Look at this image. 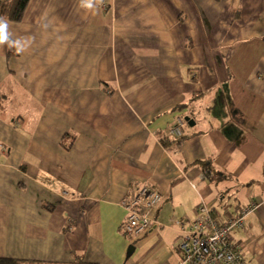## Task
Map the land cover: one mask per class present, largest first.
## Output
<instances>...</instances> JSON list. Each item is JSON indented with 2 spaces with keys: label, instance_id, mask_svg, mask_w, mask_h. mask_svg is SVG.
Returning <instances> with one entry per match:
<instances>
[{
  "label": "crops",
  "instance_id": "crops-1",
  "mask_svg": "<svg viewBox=\"0 0 264 264\" xmlns=\"http://www.w3.org/2000/svg\"><path fill=\"white\" fill-rule=\"evenodd\" d=\"M7 21L26 47L0 45V257L176 264L204 202L221 222L257 206L230 237L264 264V0H30ZM144 186L160 224L130 236Z\"/></svg>",
  "mask_w": 264,
  "mask_h": 264
},
{
  "label": "built area",
  "instance_id": "built-area-1",
  "mask_svg": "<svg viewBox=\"0 0 264 264\" xmlns=\"http://www.w3.org/2000/svg\"><path fill=\"white\" fill-rule=\"evenodd\" d=\"M184 126V118L178 117L169 128L170 135L180 138L184 135ZM162 200V193L151 186H144L124 198L121 205L127 211V221L123 231L130 236H137L156 223L159 225L152 214ZM251 210V207L246 208L236 218L223 223L215 218L210 206L200 203L196 209V218L189 225L182 220L178 221L180 229L176 264H246L239 245L230 237V231L243 226Z\"/></svg>",
  "mask_w": 264,
  "mask_h": 264
},
{
  "label": "trees",
  "instance_id": "trees-1",
  "mask_svg": "<svg viewBox=\"0 0 264 264\" xmlns=\"http://www.w3.org/2000/svg\"><path fill=\"white\" fill-rule=\"evenodd\" d=\"M29 1L30 0H0V17L5 18L6 20L14 21V22L21 21L23 19V16L29 4ZM9 38L10 40H15L11 37ZM6 45H7V58L8 59L13 58V56H16L18 54L15 47H9L7 43ZM183 137L184 135L181 136L180 138L170 139V141L182 139ZM163 140L165 139L163 138ZM19 263H20L19 259L0 257V264H19Z\"/></svg>",
  "mask_w": 264,
  "mask_h": 264
},
{
  "label": "clouds",
  "instance_id": "clouds-1",
  "mask_svg": "<svg viewBox=\"0 0 264 264\" xmlns=\"http://www.w3.org/2000/svg\"><path fill=\"white\" fill-rule=\"evenodd\" d=\"M96 2L97 0H80L81 6L88 9H94ZM8 27V21L0 17V45L7 43L9 47H15L17 53L23 52L26 44L22 39L10 40Z\"/></svg>",
  "mask_w": 264,
  "mask_h": 264
},
{
  "label": "rangeland",
  "instance_id": "rangeland-1",
  "mask_svg": "<svg viewBox=\"0 0 264 264\" xmlns=\"http://www.w3.org/2000/svg\"><path fill=\"white\" fill-rule=\"evenodd\" d=\"M8 98H9L8 96H4L3 99H6V100H5V101H1V103H5V102L7 103ZM249 207H251L252 209H254V208H256L257 206H256L255 204H251L250 206H248V207H246V208H249ZM246 208H244V209H246ZM244 209H243V210H244ZM243 210H242V211H243ZM242 211H241V212H242ZM247 215H248V214H247ZM243 226H244V225H243ZM243 226H241V227H243Z\"/></svg>",
  "mask_w": 264,
  "mask_h": 264
},
{
  "label": "water",
  "instance_id": "water-1",
  "mask_svg": "<svg viewBox=\"0 0 264 264\" xmlns=\"http://www.w3.org/2000/svg\"><path fill=\"white\" fill-rule=\"evenodd\" d=\"M185 119H186V120H189V118H188V117H186ZM190 123H191V121H190ZM192 123H193V122H192ZM193 124H194V123H193Z\"/></svg>",
  "mask_w": 264,
  "mask_h": 264
}]
</instances>
